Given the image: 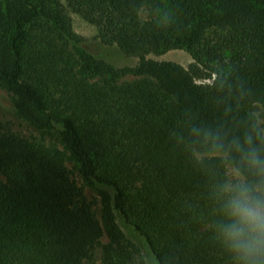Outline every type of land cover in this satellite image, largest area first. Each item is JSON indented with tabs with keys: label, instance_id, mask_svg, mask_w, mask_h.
Returning <instances> with one entry per match:
<instances>
[{
	"label": "trees",
	"instance_id": "trees-1",
	"mask_svg": "<svg viewBox=\"0 0 264 264\" xmlns=\"http://www.w3.org/2000/svg\"><path fill=\"white\" fill-rule=\"evenodd\" d=\"M162 1L160 18L141 20V0H67L102 44L137 59L117 69L81 55L77 73L145 79L48 103L41 87L57 75L55 41L83 39L59 0H8L0 78L28 121L59 129L81 175L97 188L101 219L58 151L0 133V264H83L99 245L103 264H147L118 218L155 264H231L212 229L210 192L220 169L214 177L205 165L218 162H198L190 131L239 134L249 106L264 101V0ZM212 29L221 32L215 40L206 36ZM171 50L187 51L194 62L184 68L149 58ZM103 233L107 242L100 244Z\"/></svg>",
	"mask_w": 264,
	"mask_h": 264
},
{
	"label": "rangeland",
	"instance_id": "rangeland-1",
	"mask_svg": "<svg viewBox=\"0 0 264 264\" xmlns=\"http://www.w3.org/2000/svg\"><path fill=\"white\" fill-rule=\"evenodd\" d=\"M67 9L68 16L71 20L74 33L83 39L80 43L68 41L66 38L59 37L55 41V50L58 52L59 58L54 71L57 75L50 74L48 88L41 87L48 103L68 102L72 98L74 102L80 98V94H85L88 89H110V88H126L143 81L144 77H135L132 75L112 80L108 76L84 79L77 73V64L81 55L90 56L101 59L115 68L133 67L137 64V59L126 57L123 55L116 45L107 46L100 42L97 28L83 19L78 13L74 12L67 3V0H59ZM138 11V17L141 20H149L151 18H160L162 13V0H141ZM8 0H0V21L3 19L4 12L7 7ZM216 29L209 30L206 33L207 39L215 40L220 35ZM149 58L156 61H168L180 64L184 68H188L194 61L190 54L185 50H171L160 56L149 55ZM68 60V64L65 61ZM60 78V79H59ZM206 82V81H205ZM53 83V84H52ZM86 89H83L85 88ZM63 106V105H62ZM69 106L64 105L61 114H67ZM249 114L260 113L264 115V101H257L247 109ZM0 133L5 135H14L24 139L35 145L44 148L56 150L62 158L68 177L76 189L81 193L86 202L90 205L91 210L98 220L101 219V202L98 196L97 188L83 178L79 171L77 161L71 155L67 145L64 143L59 129L55 127H42L32 124L18 109V100L16 95L6 86L0 78ZM180 139H184L183 135H177ZM197 147H191L193 149ZM202 150V149H201ZM197 158V157H196ZM118 222L125 232L126 236L131 239L142 251L147 264H155L153 257L144 246L143 240L133 232V230L125 225L118 218ZM107 242L105 233L100 238V244ZM83 264H103L101 260L100 245L92 252L91 257Z\"/></svg>",
	"mask_w": 264,
	"mask_h": 264
},
{
	"label": "clouds",
	"instance_id": "clouds-1",
	"mask_svg": "<svg viewBox=\"0 0 264 264\" xmlns=\"http://www.w3.org/2000/svg\"><path fill=\"white\" fill-rule=\"evenodd\" d=\"M190 135L198 162H218L205 165L214 177L220 169L210 192L215 240L231 264H264V115L249 114L239 134L193 127Z\"/></svg>",
	"mask_w": 264,
	"mask_h": 264
}]
</instances>
